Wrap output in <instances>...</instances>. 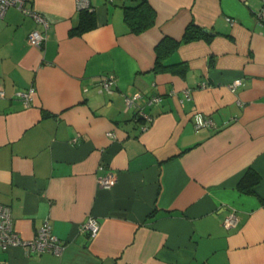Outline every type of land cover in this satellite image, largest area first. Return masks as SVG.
Masks as SVG:
<instances>
[{
  "label": "crops",
  "instance_id": "obj_1",
  "mask_svg": "<svg viewBox=\"0 0 264 264\" xmlns=\"http://www.w3.org/2000/svg\"><path fill=\"white\" fill-rule=\"evenodd\" d=\"M87 1L94 24L80 33L77 0H28L46 28L13 5L0 20V203L23 238L47 220L64 243L0 248V264H264L262 0H147L155 23L137 34L124 8L141 0ZM190 23L201 34L184 42ZM165 36L182 73L152 70ZM248 170L259 180L239 186ZM107 171L110 188L98 185Z\"/></svg>",
  "mask_w": 264,
  "mask_h": 264
},
{
  "label": "built area",
  "instance_id": "obj_2",
  "mask_svg": "<svg viewBox=\"0 0 264 264\" xmlns=\"http://www.w3.org/2000/svg\"><path fill=\"white\" fill-rule=\"evenodd\" d=\"M28 0H0V20L3 18L6 9L13 5L21 10L24 14L31 15L37 23L42 24L45 28L48 26V21L46 18L36 12L34 9L30 8L27 5ZM79 7H86L88 5L87 0H77ZM258 19L262 26H264V0L260 10L258 12ZM45 35L38 29H33L28 35V42L31 45L40 47L44 42ZM116 76L113 73H108L100 79V83L103 88L110 92L112 86L115 84ZM233 85H238L239 81H234ZM32 91L30 89L27 92H23V96L26 100L29 98V94ZM2 92L0 91V94ZM141 95L134 93L132 96L125 97V104L127 107L134 105V100ZM161 98L159 95H151L148 98L149 103L157 102ZM137 117L143 120L141 128L145 129L148 123L151 121L152 116L144 111L141 107L136 111ZM211 121L209 118H203L198 116L195 121L196 127L210 125ZM110 137H113V132L107 133ZM101 167V166H100ZM115 176L107 171L102 176L98 177V185L104 188H110L115 184ZM237 223V216L234 212H230L228 216L224 219L223 224L227 227L234 226ZM100 228V224L94 217H88L87 220L81 224V229L87 231L91 237H94ZM11 246H18L26 250L35 251L38 253L44 251H51L55 254H60L63 250L64 243L57 236L51 232V226L47 220L43 222L38 231L31 238H23L15 229L12 217L11 210L7 204L0 203V248L3 250L8 249Z\"/></svg>",
  "mask_w": 264,
  "mask_h": 264
},
{
  "label": "trees",
  "instance_id": "obj_3",
  "mask_svg": "<svg viewBox=\"0 0 264 264\" xmlns=\"http://www.w3.org/2000/svg\"><path fill=\"white\" fill-rule=\"evenodd\" d=\"M155 11L149 5L147 0H141L136 5L127 6L124 8V21L129 27L130 31L133 33H140L145 29L151 27L155 23ZM93 15L92 12L88 11L86 8L80 10V18L77 26H75L71 31L73 33H80L86 28L93 26ZM201 29L190 23L186 26L182 41H190L196 39L200 36ZM178 41L165 36L161 41L155 46V62L152 70L154 72L163 71L166 69H172L177 72L183 71L184 67L181 69L178 68L183 62L169 63L167 62V57L174 51L178 45ZM259 180V176L255 175L252 170H248L245 175L239 181L240 185H249L256 183ZM246 189L248 192L251 191V188Z\"/></svg>",
  "mask_w": 264,
  "mask_h": 264
}]
</instances>
